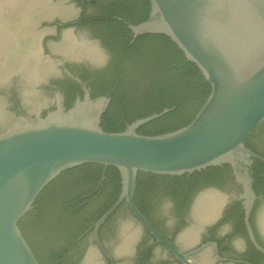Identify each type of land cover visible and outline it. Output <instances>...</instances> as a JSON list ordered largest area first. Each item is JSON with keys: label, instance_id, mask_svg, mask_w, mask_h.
Instances as JSON below:
<instances>
[{"label": "water", "instance_id": "1", "mask_svg": "<svg viewBox=\"0 0 264 264\" xmlns=\"http://www.w3.org/2000/svg\"><path fill=\"white\" fill-rule=\"evenodd\" d=\"M148 2L145 21L125 23L131 32L129 44L143 35L166 36L209 84L208 97L187 126L146 136L138 129L174 108L136 120L122 132H106L101 119L110 98L92 100L86 87L83 97H78L70 109L56 93L52 100L55 109L45 115L34 108L30 115L16 116L8 112L7 98L0 96V264H40L20 221L62 173L87 164L115 168L121 183L117 201L93 226L96 241L99 227L125 203L133 218L157 242L188 264L136 207L137 175L180 177L223 166L230 167L243 181L246 226L253 240L248 224L255 199L250 168L254 161L264 164V158L248 149L245 142L264 122V0ZM66 6L68 9L52 0H0V83L24 74L26 85L22 83L21 99L25 106L48 103V97L39 94L37 87L52 64L41 59V34L36 26L41 19L55 15L71 22L78 9L73 0ZM91 32L80 31L76 40L69 28L63 42L53 49L70 58L97 59L100 52L88 43ZM221 202L214 195L200 197L195 208L198 221L206 223L213 218ZM119 219L128 229L129 242L137 225L127 213L122 212ZM261 225L264 230V216ZM195 239L193 231L183 236L186 242ZM90 248L77 264H102L97 250Z\"/></svg>", "mask_w": 264, "mask_h": 264}, {"label": "trees", "instance_id": "2", "mask_svg": "<svg viewBox=\"0 0 264 264\" xmlns=\"http://www.w3.org/2000/svg\"><path fill=\"white\" fill-rule=\"evenodd\" d=\"M104 1L99 21L106 28L103 41L108 43L112 56L100 74L91 79L83 78L88 81L92 100L102 96L110 98L101 127L106 132H122L136 120L172 108V112L140 127L137 132L150 136L187 126L208 97L209 84L166 36L143 35L129 44L131 32L116 18L131 25L145 21L149 14L148 0H126L125 7L120 5L121 1ZM73 103V99L66 97V109ZM263 136L264 122L247 138L245 146L264 158ZM219 169L208 168L180 177L138 173L134 203L149 219L146 205L157 192L161 190L174 197L182 195V188L189 182L191 191L198 176L205 171L208 175L201 188L219 186ZM250 170L253 188L257 193H264V164L254 161ZM120 191L117 170L93 164L65 171L47 186L33 210L19 224L39 263L77 264L82 255L77 238L113 206ZM123 206L126 204H121L117 210Z\"/></svg>", "mask_w": 264, "mask_h": 264}, {"label": "flooded vegetation", "instance_id": "3", "mask_svg": "<svg viewBox=\"0 0 264 264\" xmlns=\"http://www.w3.org/2000/svg\"><path fill=\"white\" fill-rule=\"evenodd\" d=\"M57 1L59 2L56 3ZM93 1L73 0L78 11L71 22L58 15L38 22L36 30L41 34L40 56L42 61H49L52 64V70L38 81L40 85L37 90L39 94L48 97V103L46 105L29 103L25 106L21 99L22 83L26 85L25 75L15 74L5 83H0V96L7 98L8 112L16 116H26L36 108L41 115H45L55 109L52 100L56 93L62 95L63 104L66 97L73 101L83 97V87H86L90 93L88 81L83 78L91 79L100 74L109 65L112 56L108 43L103 41L106 37V28L99 21L100 7L106 1L95 0V6L91 4ZM119 1L121 6L127 5L126 0H117ZM52 2L68 9L66 6L68 0H52ZM116 19L126 23L122 18ZM69 28L73 29L72 36L76 40L80 31L91 29L92 40L88 43L93 44V47L100 52V57L70 58L55 52L53 48L63 42L64 33ZM219 168V186L201 188L203 180L208 175L205 171L198 176L195 186L191 188L193 194L189 195L191 192L189 182L182 188V195L176 197L160 190L146 205L149 219L142 215L188 264H264V230L261 225L264 216V193H257L253 188L255 199L248 217L253 241L246 226L243 181L230 167ZM250 176L252 177L251 170ZM253 183L254 179L252 187ZM206 194L219 197L222 202L219 203L213 218L206 223H200L195 208L197 200ZM163 200L166 201L164 205ZM122 212L129 214L137 225V230L129 242L126 241L129 235L128 229L120 224L119 215ZM113 214L99 227L98 241L93 237L95 223L87 226L77 238V247L82 254L77 263L91 247L97 250L96 254L102 264H184L166 245L157 242L148 229L133 218L127 206H123ZM190 231L196 233V239L186 242L183 236ZM111 240L113 241L109 243Z\"/></svg>", "mask_w": 264, "mask_h": 264}]
</instances>
